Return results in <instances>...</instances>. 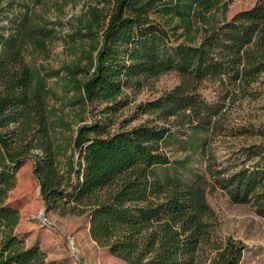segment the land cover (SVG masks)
Wrapping results in <instances>:
<instances>
[{
  "label": "trees",
  "instance_id": "1",
  "mask_svg": "<svg viewBox=\"0 0 264 264\" xmlns=\"http://www.w3.org/2000/svg\"><path fill=\"white\" fill-rule=\"evenodd\" d=\"M81 1L85 31L77 35L90 48L85 65L66 67V77L29 63L22 48L31 37L29 19L12 0H0V264H56L15 232L20 210L8 199L18 168L30 159L48 210L88 217L92 239L124 264H240L246 246L217 236L208 194L220 188L264 219V144L246 148L240 167L220 169L211 157L191 182L173 181L159 172L171 165L164 150L171 127H128V120L112 126L130 104L128 91L138 95L149 81L175 72L177 88L137 109L207 130L222 109L202 97L200 86L243 88L264 73V0L229 21L233 0ZM52 78L75 93L80 123L86 113L102 118L80 124L69 139L72 122L49 103ZM200 142L205 154L207 139Z\"/></svg>",
  "mask_w": 264,
  "mask_h": 264
},
{
  "label": "rangeland",
  "instance_id": "2",
  "mask_svg": "<svg viewBox=\"0 0 264 264\" xmlns=\"http://www.w3.org/2000/svg\"><path fill=\"white\" fill-rule=\"evenodd\" d=\"M20 17H28V34L22 48L26 59L37 68L46 71L60 70L66 74V67L82 62L83 51L90 47L87 40L81 41L77 35L84 32L80 24L83 14L81 0H12ZM258 0H233L228 5L226 20L237 13L249 10ZM16 9L10 12L17 15ZM10 19H4L8 24ZM41 31L46 39L42 45ZM69 77V76H66ZM181 84L175 72L167 73L148 82L135 95L128 91L130 104L116 114L113 129L128 120V127L141 124L165 125L171 127L172 135L164 150L171 159V165L159 172L167 178L191 182L195 176L205 172L208 159L213 158L218 168L239 166L247 159L245 149L264 144V73L250 85L226 89L216 81H205L199 88L202 97L213 106L221 107V112L212 118L207 130H191L190 126L179 127L177 118L169 123L156 120L154 114L137 109L147 103L172 92ZM49 87L56 94L49 103L66 120L73 124L74 135L80 124L91 123L102 118L96 111L86 113V121L80 123L82 114L72 106L74 92L63 79L52 78ZM200 139H207L205 154L199 149ZM78 155L76 156V160ZM34 160H28L17 170V185L10 192L8 202L20 210V222L15 229L26 242L27 247H40L47 259L56 264H124L106 248L100 247L90 235V220L86 216H61L57 211L48 210L41 197L39 182L33 168ZM184 166V167H183ZM208 202L213 208L221 239L240 241L246 246L240 264H264V219L258 216L250 205L235 204L220 188H212ZM209 263V262H208ZM206 263V264H208Z\"/></svg>",
  "mask_w": 264,
  "mask_h": 264
}]
</instances>
